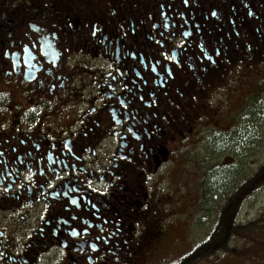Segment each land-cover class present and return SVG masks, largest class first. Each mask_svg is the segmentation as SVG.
<instances>
[{
  "label": "flooded vegetation",
  "instance_id": "flooded-vegetation-1",
  "mask_svg": "<svg viewBox=\"0 0 264 264\" xmlns=\"http://www.w3.org/2000/svg\"><path fill=\"white\" fill-rule=\"evenodd\" d=\"M263 80L264 0H0V264H156Z\"/></svg>",
  "mask_w": 264,
  "mask_h": 264
},
{
  "label": "rangeland",
  "instance_id": "rangeland-1",
  "mask_svg": "<svg viewBox=\"0 0 264 264\" xmlns=\"http://www.w3.org/2000/svg\"><path fill=\"white\" fill-rule=\"evenodd\" d=\"M259 85L257 95L264 96V80ZM244 114H247L246 109ZM257 118L259 121L260 115ZM252 123L255 121L248 124L244 122L240 124V127H231L230 133L226 134L224 144H221L223 141L213 140L214 144L218 143L216 148L214 145L205 148L200 146L199 149L188 148V154H185L182 159L180 178L182 185L193 192L197 200L202 201H198L197 213L192 223L177 224L175 229L180 232L172 234L174 245L166 252L167 256L159 258L156 264H165L177 259L197 245L202 247L198 248L196 255L188 256V254L181 261L186 258L188 260L184 262L188 261V264H264V131H262L264 129L261 130L260 122L256 124L257 127L259 126L255 130L256 140L245 147V152L240 154L237 144L239 139L241 142L246 139L249 130L247 126H253ZM220 165L226 166L228 170L233 169L232 172L236 175L228 180L229 185L227 184L223 189L226 191L224 194H211L212 199L211 197L207 199L206 187H201L200 182H204L207 173L214 171V168H219ZM248 185H251L252 190L259 185L261 187L236 213L234 209H231L232 204L228 202L230 197L228 193L230 190ZM206 205L211 208L210 211L206 210ZM225 206L226 209H223ZM219 213H222L223 218L225 217L226 225L233 220L232 213L237 214L235 219L238 222L233 225L231 234L226 235L223 243H217L211 247V249H217L215 252L206 253L205 239L214 222L209 218L213 215L218 216ZM219 246H222V249H219Z\"/></svg>",
  "mask_w": 264,
  "mask_h": 264
},
{
  "label": "trees",
  "instance_id": "trees-1",
  "mask_svg": "<svg viewBox=\"0 0 264 264\" xmlns=\"http://www.w3.org/2000/svg\"><path fill=\"white\" fill-rule=\"evenodd\" d=\"M245 109H246L247 114H244ZM244 115H246V116H244ZM259 115L261 118L258 121L257 117ZM241 116L240 117L243 119L245 124H248V122L251 123L253 121H255V123H252L253 126L252 125L250 127L247 126V129H249V130L247 131L246 139L243 140V142H241L240 139L237 141L240 154L243 153V151L245 150V147H247L250 143H252L256 140V137H255L256 131L255 130L257 127L256 126L257 122H260L259 124L262 125L260 127L261 130L264 129V96H261V98L250 97L249 101H246L244 111H241ZM246 118H247V120H246ZM262 131H264V130H262ZM216 142H218V141H216ZM224 143H225V141L221 142V144H224ZM217 144L213 143V144H210L208 146L212 147L214 145V147L216 148ZM214 169H215L214 171H210L209 173H207L206 180L204 181V187H206L205 194L207 196V199L211 197L210 196L211 194H215V195L224 194L226 191H224L223 189H225V187L227 186L228 180H230V178H232V177H234V175H236L232 172L233 169L228 170L226 168V166H223V165H220L219 168H214ZM261 185L254 188L253 190L251 189V185H248L247 187L243 186V187H240L238 189L230 190L228 193L230 196L228 199V202H230V204H232L231 209L232 210L234 209V211H236V213H238V211L241 209V207H243V204L246 202V200L248 198H250L251 195L254 192H256V190L260 189ZM211 199H212V197H211ZM208 202H210V201L208 200ZM223 209H226V206ZM236 213L231 214V217L233 218V220L229 221L228 225H226L225 217L224 218L222 217V213H219L218 216L217 215L212 216L211 221L214 220L213 228H212L210 235H209V238H208L210 243H212V246H214L217 243H223V240L226 238V235H229L230 231L233 230V227H234L233 225L236 222V219H235V217L237 215ZM212 250H215V249H211L210 251H212ZM187 262L188 261L182 262V264H186Z\"/></svg>",
  "mask_w": 264,
  "mask_h": 264
}]
</instances>
